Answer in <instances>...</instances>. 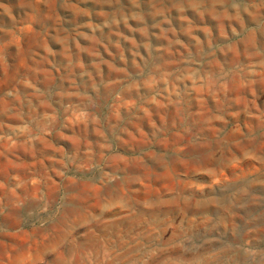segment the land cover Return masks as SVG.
<instances>
[{
  "label": "rangeland",
  "instance_id": "rangeland-1",
  "mask_svg": "<svg viewBox=\"0 0 264 264\" xmlns=\"http://www.w3.org/2000/svg\"><path fill=\"white\" fill-rule=\"evenodd\" d=\"M0 264H264V0H0Z\"/></svg>",
  "mask_w": 264,
  "mask_h": 264
}]
</instances>
